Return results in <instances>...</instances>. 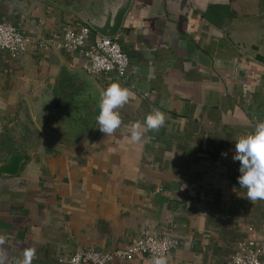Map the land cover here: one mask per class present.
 I'll use <instances>...</instances> for the list:
<instances>
[{
  "label": "crops",
  "instance_id": "1",
  "mask_svg": "<svg viewBox=\"0 0 264 264\" xmlns=\"http://www.w3.org/2000/svg\"><path fill=\"white\" fill-rule=\"evenodd\" d=\"M110 2L0 0V22L35 45L85 25L74 11L98 15ZM263 27L264 0H134L117 36L129 57L125 77L89 74L87 60L61 40L16 59L0 52V163L35 147L19 174L0 175L6 264L26 248L35 250L32 264H61L82 249L111 252L142 235L178 240L168 264H230L248 228L264 226V201L247 200L233 160L237 138L264 121V65L229 35ZM79 72L104 90L115 82L136 95L119 109L120 130H98L71 155L47 143L37 123L60 128L69 142L83 133L81 114H91L98 96ZM153 108L165 125L131 144L125 126L143 123Z\"/></svg>",
  "mask_w": 264,
  "mask_h": 264
},
{
  "label": "built area",
  "instance_id": "2",
  "mask_svg": "<svg viewBox=\"0 0 264 264\" xmlns=\"http://www.w3.org/2000/svg\"><path fill=\"white\" fill-rule=\"evenodd\" d=\"M92 30L87 25L69 27L62 34L41 39L35 45L18 26L0 22V52H7L12 58L25 55L32 46L54 44L61 40L62 47L81 55L87 60L86 71L91 75L116 73L125 77L129 66V57L124 52L117 37L93 38ZM146 97L149 93L145 94ZM179 246L177 239L171 236L142 235L124 248L111 252L82 249L61 264H113L116 261L133 262L137 259H149L155 255L166 257ZM230 264H264V226L261 230L248 228V236L240 242L238 252Z\"/></svg>",
  "mask_w": 264,
  "mask_h": 264
},
{
  "label": "clouds",
  "instance_id": "3",
  "mask_svg": "<svg viewBox=\"0 0 264 264\" xmlns=\"http://www.w3.org/2000/svg\"><path fill=\"white\" fill-rule=\"evenodd\" d=\"M135 95L132 89L115 82L100 93L95 125L101 133L108 137L122 128L119 109L134 99ZM165 121V113L153 108L143 123L125 126L129 132V142L135 145L146 142V131H158ZM234 153L233 160L240 163L238 183L241 188L247 189V200L252 204L258 200L264 201V121L257 122L254 132L237 138ZM222 156L226 157L227 153H222ZM4 243V237L0 236V245ZM34 256L35 250L26 248L23 258L17 260L16 264H32ZM6 260V255L0 251V264H6ZM150 264H168V260L164 255H155Z\"/></svg>",
  "mask_w": 264,
  "mask_h": 264
},
{
  "label": "water",
  "instance_id": "4",
  "mask_svg": "<svg viewBox=\"0 0 264 264\" xmlns=\"http://www.w3.org/2000/svg\"><path fill=\"white\" fill-rule=\"evenodd\" d=\"M134 0H111L107 4L106 9L98 15H93L85 11H74L79 19L102 38H114L120 33L125 17L133 5ZM234 42L236 49L244 54L247 58L264 65V27L257 28L249 34L237 35L234 39L233 35H229ZM81 79L89 83L98 96L97 103L92 108L91 114L86 116L88 109L82 113V120L85 124L83 133L78 135L74 142H69L64 138L60 128H52L51 132L46 131L41 124L37 123L41 132L42 138L58 150L71 155H79L93 141L95 134L98 131L95 121V115L98 114V102L100 93L104 90L94 77L85 73L79 72ZM92 108V109H91ZM36 121V120H35ZM73 145V146H71ZM35 147H26L18 150L17 153L11 155L5 162L0 163V175L16 176L20 173L22 165L27 161V158L34 151Z\"/></svg>",
  "mask_w": 264,
  "mask_h": 264
}]
</instances>
